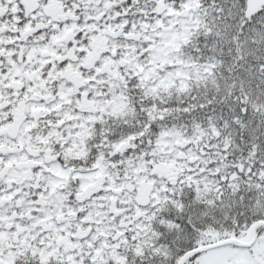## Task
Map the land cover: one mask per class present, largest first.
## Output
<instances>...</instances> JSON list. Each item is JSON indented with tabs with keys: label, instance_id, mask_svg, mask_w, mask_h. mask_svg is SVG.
I'll use <instances>...</instances> for the list:
<instances>
[{
	"label": "snow or ice",
	"instance_id": "obj_1",
	"mask_svg": "<svg viewBox=\"0 0 264 264\" xmlns=\"http://www.w3.org/2000/svg\"><path fill=\"white\" fill-rule=\"evenodd\" d=\"M0 264H264V0H0Z\"/></svg>",
	"mask_w": 264,
	"mask_h": 264
}]
</instances>
